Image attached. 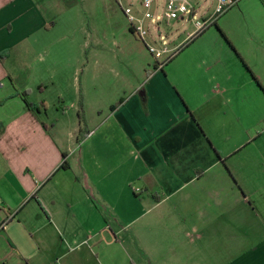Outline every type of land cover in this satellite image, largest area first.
<instances>
[{
    "label": "crops",
    "instance_id": "crops-1",
    "mask_svg": "<svg viewBox=\"0 0 264 264\" xmlns=\"http://www.w3.org/2000/svg\"><path fill=\"white\" fill-rule=\"evenodd\" d=\"M78 4L0 0V264H264V153L206 128L189 62L69 34Z\"/></svg>",
    "mask_w": 264,
    "mask_h": 264
},
{
    "label": "rangeland",
    "instance_id": "rangeland-1",
    "mask_svg": "<svg viewBox=\"0 0 264 264\" xmlns=\"http://www.w3.org/2000/svg\"><path fill=\"white\" fill-rule=\"evenodd\" d=\"M80 1L69 10L73 21L67 29L69 34L74 30L93 32L102 40L100 48L105 43L114 54L119 52V57L111 58L114 61L124 58L123 50L131 47L142 59L146 57L151 67L155 58L166 60L162 63H169L168 70L174 66L182 69L189 62L191 85L206 93V100L197 111L206 128L214 134L227 132L231 141L252 140L249 146L264 153V0H238L201 31L195 27L196 20L206 11H213L217 0H196L198 14L193 19H161L159 39L152 42L154 27L150 26L153 36H148L147 41L159 48L179 44L170 59L151 53L143 41L137 46L132 43L135 37L129 30L128 18L115 0ZM128 2L123 0V5ZM115 37L119 42L113 44ZM131 57L132 61L137 58ZM35 95L25 94L30 100ZM194 95L191 90V99Z\"/></svg>",
    "mask_w": 264,
    "mask_h": 264
},
{
    "label": "built area",
    "instance_id": "built-area-1",
    "mask_svg": "<svg viewBox=\"0 0 264 264\" xmlns=\"http://www.w3.org/2000/svg\"><path fill=\"white\" fill-rule=\"evenodd\" d=\"M123 9L130 27L137 38L142 40L151 53L166 54L168 57L172 55V51L167 45L160 48L155 47L147 41V37L152 38L150 26L154 27V40L159 39L161 30L159 24L161 19H193L198 14L196 10V0H129L128 5L124 6L122 0H117ZM238 0H217L213 11L202 14L200 19L196 20L195 27L197 31L203 30L210 24L214 18L228 10ZM155 9V11H154Z\"/></svg>",
    "mask_w": 264,
    "mask_h": 264
},
{
    "label": "trees",
    "instance_id": "trees-1",
    "mask_svg": "<svg viewBox=\"0 0 264 264\" xmlns=\"http://www.w3.org/2000/svg\"><path fill=\"white\" fill-rule=\"evenodd\" d=\"M129 29H130V31L133 33V29H132V27H130ZM133 34H134V33H133ZM134 35H135V34H134ZM21 96H22L23 100L25 101V103H26V105H27V107H28L29 109H35V106L27 100V98H26V96H25L24 93H22ZM121 100H122V99H121ZM80 105H81V103H80ZM114 106H115V105H113L112 108H113ZM80 110H81L80 121H81L82 124H85V118H84L83 115H82V109H80ZM84 134H85V133H83L81 136H79V140H81V139L85 136ZM65 166H66V165L63 164V167H65Z\"/></svg>",
    "mask_w": 264,
    "mask_h": 264
}]
</instances>
